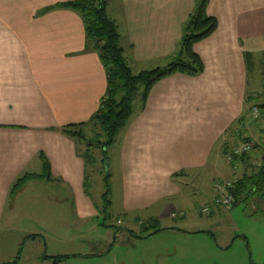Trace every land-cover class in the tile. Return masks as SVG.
<instances>
[{"label":"crops","instance_id":"1","mask_svg":"<svg viewBox=\"0 0 264 264\" xmlns=\"http://www.w3.org/2000/svg\"><path fill=\"white\" fill-rule=\"evenodd\" d=\"M72 1L77 0H0V232L14 228L19 217L37 227L23 232L20 240L22 244L27 237H36L23 248L24 254L27 245L41 247L33 264H51L45 255L77 256L60 264L109 256L117 241L127 238L121 227L110 228L107 218L101 222L109 208L119 214L120 225L158 221L164 230L146 240L160 236L164 241L176 232L197 233L171 226L166 218L172 208L181 209L180 216H185L191 205L183 199L185 180L197 182L209 166L225 173L219 181L231 179L233 172L239 177L246 167L229 164L224 149L232 151L245 140L260 143L262 138L263 122H258V135L252 133L257 125L249 114L237 123L249 107L250 89L256 99H264V86L259 93L254 76L260 70L264 85V0H210L207 14L218 20V28L194 47L205 70L195 77L175 74L161 80L151 89L145 107L141 103L133 111L107 149L112 152L107 165L111 162L114 168L110 179L114 174L117 185L112 195L119 202L116 206L112 200L105 212L85 188L88 168L79 152L81 144L60 131L89 121L107 91L99 55L85 52L81 16L57 7ZM106 1L107 14L118 26L125 55L136 73L163 65L178 51L183 27L196 7V0ZM246 53L256 60L252 73L245 63ZM263 147L246 155L250 170L264 163ZM41 154L49 161L51 179L33 178L10 197L18 179L43 173ZM45 184L57 190L46 194L41 189ZM58 196L69 197L66 206L74 215L72 222L66 221L64 200ZM169 216L179 217L175 211ZM100 230L104 232L99 234ZM62 236L93 252L62 250ZM22 260L23 255L20 264Z\"/></svg>","mask_w":264,"mask_h":264},{"label":"rangeland","instance_id":"2","mask_svg":"<svg viewBox=\"0 0 264 264\" xmlns=\"http://www.w3.org/2000/svg\"><path fill=\"white\" fill-rule=\"evenodd\" d=\"M134 72L136 73V71ZM260 72L258 70L257 74L254 75L256 78L255 89L259 93L262 92V87L264 86L261 84ZM253 90L250 89V94L255 97L256 93L253 94ZM257 100L259 104L264 101L261 97ZM141 103V97L139 96L134 102V111H138L141 108ZM253 122L257 126L254 127L255 132L253 131L252 133L258 135L259 131L257 129L259 123L258 121ZM92 131L93 125L91 124L87 130L89 138H92ZM84 149L85 145L82 143L80 151H84ZM111 153V151L107 152L106 165L99 162L96 169L90 166L87 170L89 176L88 191L95 203L105 208L108 206L103 197L107 192L105 178L107 174L111 176V173H114L111 162L107 165L108 156ZM95 154L98 161H100L101 156L99 152L95 151ZM110 157L112 158V156ZM221 161L226 165L224 159ZM245 170L243 167L239 173V177H241ZM247 172L249 173L250 170H247ZM229 176L231 178L229 179L230 181L239 178L235 172ZM225 178V173L220 174L209 166V169L206 168L202 171L197 182L191 183L186 179L185 183L187 185L184 187L185 194L183 199L187 198L191 202V205L185 211V216H180L181 209L178 208H172L166 215L171 226L188 231H197V233L183 234L176 232L170 236H166L164 241L160 236L152 240H146L147 238H142V232L144 226L148 225L140 223H137L136 227L120 225L117 223L119 214H114L109 208V213H103L101 222H105L107 218V225L110 228L114 226L121 227V229L126 231L127 238L124 241L118 240L109 256L92 257L89 260H81L79 262L81 264H88V261H95L91 264H264V201H262V198L256 196L253 200H241L234 207L215 208L211 214H202V209L205 206L211 205L217 194L214 189L215 183ZM109 184V201L115 200V205L117 206L119 202L118 196L116 194L112 195V189L115 190L117 187L116 176L114 174L109 180ZM41 189L42 191L45 190L44 193L46 194L57 190L55 185L47 184ZM25 198L26 196L21 198L19 203L20 201L23 203ZM58 198L64 200L67 211L64 213L66 221L72 222L71 219L74 215L69 210V206H66L69 197L58 196ZM46 209L53 210L52 206H48ZM173 211L179 215L178 219H172L169 216ZM35 229L31 228L29 223L23 220V217H19L14 228L2 229L0 232V264L13 261L21 245L22 241L20 240L23 238V232ZM73 231L74 233L76 232L75 229ZM102 232L104 231L100 230L98 233ZM78 234L82 235L79 232ZM63 237H59V247L62 250L70 249L73 253L81 252L83 254L93 252L86 245H81L79 242L71 243L72 237H66L62 240ZM40 252V246H25L22 264H33L34 257ZM162 253L168 255H159ZM79 262L73 261V263Z\"/></svg>","mask_w":264,"mask_h":264},{"label":"trees","instance_id":"3","mask_svg":"<svg viewBox=\"0 0 264 264\" xmlns=\"http://www.w3.org/2000/svg\"><path fill=\"white\" fill-rule=\"evenodd\" d=\"M209 2L210 0H196L195 10L183 27V36L178 51L168 57L163 65L142 70L138 73H135L129 65V60L121 44L118 26L107 14L108 3L106 0H77L57 6L75 11L81 16L86 34L85 52L97 53L106 71L107 91L97 112L87 122L69 124L60 129L61 133L66 137L85 145L84 151L79 152L81 157L84 158L87 168L93 166L96 169L99 162L106 165L107 149L115 143L119 133L127 126L133 115L134 102L139 96L145 107L151 89L161 80L175 74L195 77L204 72L205 64L195 52L194 47L210 37L218 28V20L207 14ZM245 63L248 71L254 72L257 64L253 54H245ZM260 64L262 65L261 62ZM247 104L249 107L237 124L244 121L246 115L254 107H258L261 110L264 118V103L259 104L256 97L249 95ZM91 124L93 125V131L92 138H89L87 130ZM248 141L250 140H245L244 142ZM95 151L99 152L100 161H98ZM232 151H229L228 148L224 149L226 158ZM246 155L235 157L229 163L232 166L237 163H243L246 167L241 177L232 180L233 188L231 189V194L234 197V202L231 207L237 205L241 200H253L256 196H259L264 201V163L250 170L252 165ZM40 158L43 163V173L39 176L25 175L18 179L11 188L10 197H14L33 178L51 179L49 161L44 154H41ZM262 160L264 162V157ZM247 170H250V172L248 173ZM181 174L175 175V177ZM109 180L110 174H107L105 178L107 192L103 195L108 203L107 209L110 206L108 198L110 195ZM88 184L89 176L87 175L85 177V188ZM106 208L104 209L107 210ZM144 224L148 226H144L142 238L151 237L164 230L158 221H148ZM35 238V236H31L24 240L18 249L15 260L11 264H20L24 244L28 240ZM76 257H49L45 255L43 258L50 260L53 264H60L66 259Z\"/></svg>","mask_w":264,"mask_h":264},{"label":"built area","instance_id":"4","mask_svg":"<svg viewBox=\"0 0 264 264\" xmlns=\"http://www.w3.org/2000/svg\"><path fill=\"white\" fill-rule=\"evenodd\" d=\"M249 119L252 121L263 122L262 123V138L259 143L257 140H250L248 142H243L239 147L235 148L232 153L227 156V161L231 163L235 157H240L245 154H249L257 146L264 145V118L262 116L261 110L258 107H254L249 113ZM233 188L232 181H218L215 183L214 189L216 191V196L211 205L205 206L202 209V214H210L214 208H230L234 202V197L231 194V189Z\"/></svg>","mask_w":264,"mask_h":264}]
</instances>
